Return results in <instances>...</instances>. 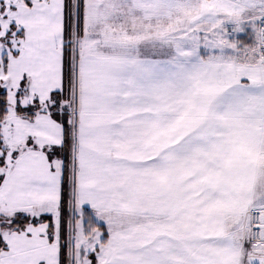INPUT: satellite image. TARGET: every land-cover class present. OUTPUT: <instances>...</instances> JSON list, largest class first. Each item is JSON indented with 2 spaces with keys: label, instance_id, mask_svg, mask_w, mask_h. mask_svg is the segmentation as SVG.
<instances>
[{
  "label": "snow or ice",
  "instance_id": "6c2138e0",
  "mask_svg": "<svg viewBox=\"0 0 264 264\" xmlns=\"http://www.w3.org/2000/svg\"><path fill=\"white\" fill-rule=\"evenodd\" d=\"M0 264H264V0H0Z\"/></svg>",
  "mask_w": 264,
  "mask_h": 264
}]
</instances>
